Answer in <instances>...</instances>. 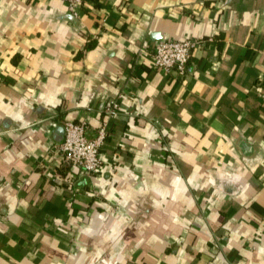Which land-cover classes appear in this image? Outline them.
<instances>
[{
	"label": "crops",
	"instance_id": "0c3cea01",
	"mask_svg": "<svg viewBox=\"0 0 264 264\" xmlns=\"http://www.w3.org/2000/svg\"><path fill=\"white\" fill-rule=\"evenodd\" d=\"M0 264H264V0H0Z\"/></svg>",
	"mask_w": 264,
	"mask_h": 264
},
{
	"label": "built area",
	"instance_id": "2783aa9c",
	"mask_svg": "<svg viewBox=\"0 0 264 264\" xmlns=\"http://www.w3.org/2000/svg\"><path fill=\"white\" fill-rule=\"evenodd\" d=\"M64 1L68 12L75 17L76 9L83 0ZM197 44L198 40L193 38L161 39L150 52L152 65L163 72L174 70L182 74L191 50ZM116 108V100H110L103 111L107 116H111ZM61 128L62 139L57 148L62 161L66 165L78 168L83 176L90 177L100 165L98 151L105 137V122L101 124L93 138H86L84 135L83 122L64 121Z\"/></svg>",
	"mask_w": 264,
	"mask_h": 264
},
{
	"label": "water",
	"instance_id": "95a60500",
	"mask_svg": "<svg viewBox=\"0 0 264 264\" xmlns=\"http://www.w3.org/2000/svg\"><path fill=\"white\" fill-rule=\"evenodd\" d=\"M62 129V128H61ZM62 131V130H61Z\"/></svg>",
	"mask_w": 264,
	"mask_h": 264
}]
</instances>
